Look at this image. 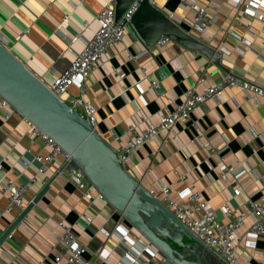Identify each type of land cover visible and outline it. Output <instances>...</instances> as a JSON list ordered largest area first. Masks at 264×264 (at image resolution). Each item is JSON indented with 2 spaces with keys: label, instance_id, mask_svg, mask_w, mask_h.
I'll return each instance as SVG.
<instances>
[{
  "label": "crops",
  "instance_id": "obj_1",
  "mask_svg": "<svg viewBox=\"0 0 264 264\" xmlns=\"http://www.w3.org/2000/svg\"><path fill=\"white\" fill-rule=\"evenodd\" d=\"M153 1L185 29L218 46L221 64L227 70L172 40L147 51L133 28L126 25L124 41L110 48L92 69L86 93V99L97 108L96 131L114 147L157 123L188 93L201 92L228 73L264 85V5L256 4L252 13L257 14H244L238 11V0H193L214 17L207 30L200 31L193 22V3L182 6L180 0ZM114 2L0 0V40L49 85L92 38L102 9ZM239 36L245 37V42ZM152 80L160 87L153 88ZM68 93L78 95V85L73 84ZM244 95L239 85L221 90L203 102L191 119L177 121L171 130L158 133L130 154L127 171L160 200L163 186L176 190L191 187L200 191L222 222L230 219L225 204L234 214H247L237 232L238 255L245 264H264V237H257L251 247L246 245L245 234L253 221L249 203L264 194V98L245 99ZM32 124L20 112L4 120L0 111V209L7 204L1 184L27 181L38 168L34 154L47 151L39 135L33 133ZM112 131L119 135L118 141L113 142ZM62 163L59 157L50 166L48 190L3 243L0 264H65L67 247L61 222L87 247L79 264H127L123 259L127 246L119 235L114 231L103 234L100 228L112 231L120 225L127 229L134 242L127 241L132 253L148 242L104 196L94 192L93 198L87 199L68 177L58 175ZM223 164L233 169L225 177L221 175ZM234 179L242 186L239 194L234 192ZM43 188L41 184L32 187L24 195L26 204ZM23 209L0 217V235ZM178 241L191 242L187 237ZM171 243L183 250L179 243ZM192 250L188 252L191 258L198 254L207 264H227L200 245ZM56 255H61L60 261H55ZM142 256L150 255L143 252ZM161 256L157 252L155 258Z\"/></svg>",
  "mask_w": 264,
  "mask_h": 264
},
{
  "label": "built area",
  "instance_id": "obj_2",
  "mask_svg": "<svg viewBox=\"0 0 264 264\" xmlns=\"http://www.w3.org/2000/svg\"><path fill=\"white\" fill-rule=\"evenodd\" d=\"M141 1L133 0L118 20L115 18V2L106 5L98 15L99 26L92 38L87 41L85 47L75 55L71 63L58 74L55 80L47 85L55 95L63 98L75 109L78 110L79 108L82 111L81 114L94 127L96 125L97 108L86 99L88 79L94 66L103 60L110 48L124 41L125 27L138 9ZM238 1V10H242L244 14L252 13L256 4L264 5V0ZM191 3H193L195 10L193 21L195 26L200 31H206L208 25L213 22L214 17L210 15L205 7L195 4L193 0H180L182 6ZM252 14L257 13L254 12ZM238 38L240 41L245 42V37L239 36ZM169 41L171 40L168 37L162 36L154 45H165ZM261 42L264 45V37L261 38ZM146 50L148 51V49ZM139 56L135 55V58ZM142 70H144L143 67ZM73 84H77L79 87V94L76 96H70L68 93L69 88ZM233 85H239L244 88L245 99L264 98V85H253L246 79H241L234 74L228 73L218 83L207 86L203 91L193 94L188 93L172 109L163 113L157 123H150L128 141L114 147L122 166L127 168L129 155L137 151L143 144L153 141L158 133L171 130L179 120L191 119L193 112L203 102L215 97L226 87ZM151 86L157 89L160 87V83L152 80ZM0 111L4 120L9 119L14 112H19L4 98H1L0 101ZM32 130L34 134L39 135L47 151L34 154L35 160L39 163L38 168L27 181L18 183L14 180H8L1 184L2 192L7 197V204L3 209H0V217L16 208L23 209L27 205L24 195L32 187L37 184L42 186L50 184L52 177L48 174V171L53 162L59 157H62L63 163L57 171L58 175L63 174L68 177L87 199H92L94 192L100 197L103 196L87 177L84 170L73 163L72 154L36 125L32 124ZM119 138V135L112 131L113 142L118 141ZM2 166L0 163V170ZM232 171V168L223 164L221 175L225 177L227 173ZM233 182L236 185L234 192L239 194L242 191L240 181L239 179H234ZM161 201L177 219L207 244L221 260L227 264H245L237 252L239 240L237 232L243 227L247 214H234L233 210L225 204L224 210L230 219L227 222H222L214 213L212 206L202 199L200 191L191 187L176 190L170 185L163 186L161 189ZM249 215L252 216L253 221L245 233L246 245L252 247L255 246L257 237H264V194L250 201ZM60 225L64 228L62 239L67 247L65 264L82 263L83 256L87 250L86 245L79 240L71 227L63 222ZM100 231L106 235H110L113 231L116 232L127 247L129 246L128 242L134 244L130 239L129 231L120 225H116L112 231L101 227ZM127 247L123 250V259L127 264H176L164 255L155 258L157 251L148 245H140L139 250L135 253H132L131 249ZM143 252L148 253L150 256H142ZM61 258V255L54 257L55 261H60Z\"/></svg>",
  "mask_w": 264,
  "mask_h": 264
},
{
  "label": "water",
  "instance_id": "obj_3",
  "mask_svg": "<svg viewBox=\"0 0 264 264\" xmlns=\"http://www.w3.org/2000/svg\"><path fill=\"white\" fill-rule=\"evenodd\" d=\"M132 2L115 0L116 20ZM127 25L133 28L137 39L147 49L165 36L187 49L199 51L217 67L227 70L221 64L222 56L218 46L197 36L190 29H185L152 0L140 2ZM0 96L72 154L73 163L84 170L97 190L140 232L150 247L176 264H207L198 254L191 258L189 253L196 245L210 252L213 250L177 219L155 193L145 188L122 166L114 146L77 109L55 95L1 41ZM48 188L49 184L44 186L41 193L0 235V248ZM179 237H187L191 242L180 243ZM171 242L179 243L183 250L179 251Z\"/></svg>",
  "mask_w": 264,
  "mask_h": 264
},
{
  "label": "rangeland",
  "instance_id": "obj_4",
  "mask_svg": "<svg viewBox=\"0 0 264 264\" xmlns=\"http://www.w3.org/2000/svg\"><path fill=\"white\" fill-rule=\"evenodd\" d=\"M78 111L80 112V113H82V111L78 108Z\"/></svg>",
  "mask_w": 264,
  "mask_h": 264
}]
</instances>
